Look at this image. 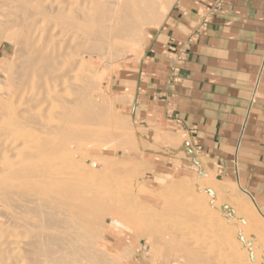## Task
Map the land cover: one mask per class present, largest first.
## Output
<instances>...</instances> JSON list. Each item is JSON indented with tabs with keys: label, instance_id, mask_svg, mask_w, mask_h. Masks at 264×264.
Instances as JSON below:
<instances>
[{
	"label": "bare ground",
	"instance_id": "obj_1",
	"mask_svg": "<svg viewBox=\"0 0 264 264\" xmlns=\"http://www.w3.org/2000/svg\"><path fill=\"white\" fill-rule=\"evenodd\" d=\"M166 1L0 0V25L19 36L25 47L22 66L13 78L17 106L0 108V202L7 209L5 222L0 223L4 225L0 227V264H106L101 253L93 250L92 238L99 219L116 206L88 197L89 191L85 194L84 190L89 181L72 171L77 164L73 160L77 158H71L73 145L88 142L95 132L92 127L107 121L104 105L91 94L98 82L94 84L86 66L91 53L106 58L112 49L120 52L121 40L132 37L137 26H146L155 5L161 13L157 24L161 23L170 8ZM102 135L115 138L117 133ZM196 175L205 179L201 169ZM208 209L203 205L186 212L183 221L175 219L178 223L168 232L180 239L182 254L166 257H177L185 264H248L249 249H239L231 237L219 232ZM117 210L106 218V226L120 229L125 225L135 232L139 219L127 216V209ZM147 216H142L145 222ZM132 245L115 242L113 250L121 254L123 247L129 251ZM165 259L156 261L152 256L150 264H163ZM125 260L122 264H130L129 257Z\"/></svg>",
	"mask_w": 264,
	"mask_h": 264
},
{
	"label": "crops",
	"instance_id": "obj_2",
	"mask_svg": "<svg viewBox=\"0 0 264 264\" xmlns=\"http://www.w3.org/2000/svg\"><path fill=\"white\" fill-rule=\"evenodd\" d=\"M211 1L174 0L110 86L133 122L187 140L190 167L264 205V0H221L203 25Z\"/></svg>",
	"mask_w": 264,
	"mask_h": 264
},
{
	"label": "rangeland",
	"instance_id": "obj_3",
	"mask_svg": "<svg viewBox=\"0 0 264 264\" xmlns=\"http://www.w3.org/2000/svg\"><path fill=\"white\" fill-rule=\"evenodd\" d=\"M173 2L174 0H167L166 5L169 4L171 6ZM152 10L147 15L145 27L137 26L132 37L121 40L120 52L112 49L109 54H106V58L104 57L105 55L102 56L103 60H100L102 57H97V54L91 53L92 55H89L90 63L86 66L85 72L90 76L92 75V81L96 80H94V84L98 82L95 85L98 87H95L94 90L92 89L91 92L93 93L91 94L97 103H100L102 106L104 105L105 110L103 111L107 121L98 125L99 127L97 125L92 127L95 132L91 136V141L73 145L76 148H74L73 152L75 154L72 153V155L75 156L72 157L71 155V158H77L73 160L76 161L78 166L76 164L72 168V171L75 174H83L82 177L86 181H89V183L87 182L88 187L84 190V193L89 191V195L85 193L88 197L103 199L107 204L118 208V210L115 208V210L107 211L108 213L105 212L99 219L98 230L92 238L93 250L98 254L101 253L100 255L104 257L103 259L106 264H122L125 263L127 257H129L128 262L130 264H150L152 256H155L156 261L166 258L163 260V264H185L184 261L177 257L168 258L169 256H180L182 254L178 250L180 239L170 236L168 230H171L172 227L174 228L178 223L177 220L179 222L183 221L186 212L196 211L205 205L209 208L210 212L212 211V216L213 214L215 216H213V224L216 229L231 237L239 249L243 247L249 249L250 257L248 258V264H264V205L234 188L236 187L235 184H227L220 180L215 172L203 169L202 167H190V163L195 160L192 157H187V140L183 136L174 135L171 132L150 125L143 126L133 122L127 112L123 110L119 94L115 93L110 86L112 75L122 65L139 61L142 58L146 29L150 26H157V21L161 16V13H157L158 7L156 5ZM0 28L2 29L3 26L0 25ZM10 34L5 28L0 30L1 110H4L5 107L6 109H10L17 106L13 94V78L22 66L25 51L22 50L25 47L20 37ZM99 61L100 63L98 64ZM1 94H4V96L2 97ZM103 98L107 101H104L105 99ZM113 130L117 133L115 138L107 137L106 139V137H103L102 133ZM95 137H97V141H95ZM99 138H101L100 141H98ZM102 138L105 140L104 142H101ZM181 165L188 170L186 172L180 170L179 167ZM76 168L77 170L75 171ZM200 169L204 174V180L203 178H196L198 177L196 172ZM92 180L94 183H92ZM175 195L177 196L174 197ZM132 196L133 198L135 196V198L133 199ZM180 196L186 197H181L180 199ZM166 198L168 204L165 203L167 202L165 201ZM176 198L179 200L174 201ZM194 200L199 206L195 202H193L194 204L192 203ZM170 201H173V203H170ZM131 202L134 206L133 204L127 206ZM176 203H180V205ZM0 204L2 205L3 203L0 202ZM1 205L0 213L2 215L0 214V220L1 218L3 219L0 223L2 224L6 220L4 218H6L7 209L4 204ZM140 205L141 207H139ZM172 205L177 206L179 211L175 207L174 209ZM184 205L190 207V209L188 208L185 211L187 207ZM194 205L195 207H193ZM179 206L181 208L184 206V210L179 208ZM124 208L127 209V216L135 217L140 221L139 228L137 227L135 232L125 225H121L120 229L106 226V218L110 214H114V211L116 213V210H120L121 213L125 212ZM170 208L174 209V212ZM121 209L124 210L122 211ZM180 209L183 211H180ZM150 210H155V212ZM175 212L178 213L175 214ZM153 213L155 215H152ZM179 213L180 215H178ZM142 216H147L146 222L144 220L145 217L143 218ZM157 216L159 218H156ZM147 218L151 222L150 220L147 221ZM181 218L183 220H180ZM158 219L159 221H157ZM175 219L177 220L175 221ZM3 226L1 225L0 227ZM104 229L105 231H103ZM115 242H121L122 246L129 243L133 245L129 251L126 249V246L123 247L121 254H118L113 250ZM124 253L125 255L123 256ZM168 253L170 255L166 257Z\"/></svg>",
	"mask_w": 264,
	"mask_h": 264
},
{
	"label": "built area",
	"instance_id": "obj_4",
	"mask_svg": "<svg viewBox=\"0 0 264 264\" xmlns=\"http://www.w3.org/2000/svg\"><path fill=\"white\" fill-rule=\"evenodd\" d=\"M221 0H213L209 2L203 9L199 11V17L201 19V23L205 25L209 19L214 15L221 7Z\"/></svg>",
	"mask_w": 264,
	"mask_h": 264
}]
</instances>
